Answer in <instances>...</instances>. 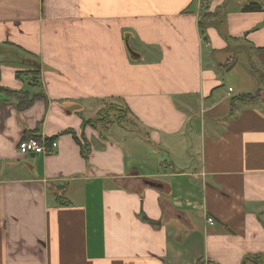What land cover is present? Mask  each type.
I'll use <instances>...</instances> for the list:
<instances>
[{
    "label": "crops",
    "instance_id": "1",
    "mask_svg": "<svg viewBox=\"0 0 264 264\" xmlns=\"http://www.w3.org/2000/svg\"><path fill=\"white\" fill-rule=\"evenodd\" d=\"M257 258L264 0H0V264Z\"/></svg>",
    "mask_w": 264,
    "mask_h": 264
},
{
    "label": "built area",
    "instance_id": "2",
    "mask_svg": "<svg viewBox=\"0 0 264 264\" xmlns=\"http://www.w3.org/2000/svg\"><path fill=\"white\" fill-rule=\"evenodd\" d=\"M202 4L206 0H198ZM59 143L57 141H48L46 139L30 138L23 140L18 145V151L22 155H44L50 156L58 149ZM210 224H214L213 220L209 219Z\"/></svg>",
    "mask_w": 264,
    "mask_h": 264
},
{
    "label": "trees",
    "instance_id": "3",
    "mask_svg": "<svg viewBox=\"0 0 264 264\" xmlns=\"http://www.w3.org/2000/svg\"><path fill=\"white\" fill-rule=\"evenodd\" d=\"M262 9V7L258 4H250L248 5L244 11L245 12H257L260 11ZM207 16V14L205 13V15L203 17ZM260 96V93H256V94H245V95H240L238 97H236L234 100L236 102H253L255 100H257ZM123 117H125V115H123ZM38 139V138H36ZM254 263L255 264H262L261 260L259 258L254 259Z\"/></svg>",
    "mask_w": 264,
    "mask_h": 264
},
{
    "label": "rangeland",
    "instance_id": "4",
    "mask_svg": "<svg viewBox=\"0 0 264 264\" xmlns=\"http://www.w3.org/2000/svg\"><path fill=\"white\" fill-rule=\"evenodd\" d=\"M229 85H227V87H228ZM119 114V113H118Z\"/></svg>",
    "mask_w": 264,
    "mask_h": 264
}]
</instances>
